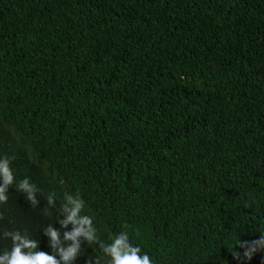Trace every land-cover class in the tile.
<instances>
[{
  "label": "trees",
  "instance_id": "1",
  "mask_svg": "<svg viewBox=\"0 0 264 264\" xmlns=\"http://www.w3.org/2000/svg\"><path fill=\"white\" fill-rule=\"evenodd\" d=\"M16 146L0 224L38 250L47 196L79 193L153 264H264L231 254L264 232V0H0V157Z\"/></svg>",
  "mask_w": 264,
  "mask_h": 264
},
{
  "label": "clouds",
  "instance_id": "2",
  "mask_svg": "<svg viewBox=\"0 0 264 264\" xmlns=\"http://www.w3.org/2000/svg\"><path fill=\"white\" fill-rule=\"evenodd\" d=\"M16 151L17 146L7 148L6 155L0 157V205L8 202V192L16 182L15 176L18 173L20 176L25 174L21 166L15 164V157H12ZM16 190L25 195L33 210L39 208V189L28 178L16 184ZM85 207V201L79 193L66 194L59 207L54 194L47 196L41 215L47 217L55 210V222L43 228L52 254L38 250L39 242L27 230L9 229L0 224V241H10L11 245L0 249V264H75L84 251V244L98 246L103 254L90 257L87 264H153L151 257L147 253L142 254L141 248L131 242L127 223L122 225L120 232L110 237V243L101 240L93 218L82 214ZM4 219L3 213H0V221ZM55 223L60 225L59 229L54 227ZM238 249H243V252ZM257 252H264V232L260 233L258 239L251 241L238 239L231 254L237 261L242 258L251 261Z\"/></svg>",
  "mask_w": 264,
  "mask_h": 264
}]
</instances>
